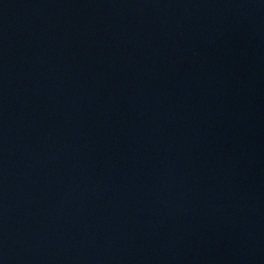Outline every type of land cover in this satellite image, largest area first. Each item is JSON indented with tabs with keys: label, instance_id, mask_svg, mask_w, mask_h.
<instances>
[{
	"label": "water",
	"instance_id": "95a60500",
	"mask_svg": "<svg viewBox=\"0 0 264 264\" xmlns=\"http://www.w3.org/2000/svg\"><path fill=\"white\" fill-rule=\"evenodd\" d=\"M0 264H264V0H0Z\"/></svg>",
	"mask_w": 264,
	"mask_h": 264
}]
</instances>
